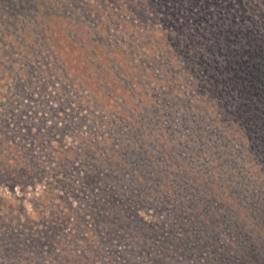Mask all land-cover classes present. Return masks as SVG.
<instances>
[{
	"label": "trees",
	"instance_id": "obj_1",
	"mask_svg": "<svg viewBox=\"0 0 264 264\" xmlns=\"http://www.w3.org/2000/svg\"><path fill=\"white\" fill-rule=\"evenodd\" d=\"M15 1L20 5L21 0ZM108 2L111 3L110 0H65L58 7L62 11L84 8L89 17L94 13L103 17L111 14ZM114 2L115 12L124 32L131 34V41L126 51L116 43L114 48L108 47L109 54L115 49L120 53V61L99 62L89 58L101 47L100 39H93L99 33L97 28L90 29L81 20L51 15V21L41 25L44 30L56 28L57 48L47 33L25 24L19 18V11H6L11 2L0 0V186L5 184L14 189L40 183L44 193H51L46 188L53 184L59 188L57 180L66 178L65 168L71 167L70 171L79 174L89 172L86 167L83 170L80 164L75 165L77 159L81 161V156L90 152L79 147L86 141L80 137L81 126L89 123L82 110L91 114L99 106L107 118L114 117V108L126 107L128 99L138 106L143 97L160 120L162 106L154 103L147 92L140 91L139 84L149 80L162 95L164 106L182 108L184 114L177 124L186 120L187 110L194 103L197 112L193 122L197 133L190 135L202 146L210 142L209 153L218 156L221 162L226 160L219 156L229 157L235 151L234 138L241 141L237 144L240 148L244 147L241 153H248V147L253 153L251 181L240 174L244 183H237L235 174L228 178L214 169L208 171L212 173L210 180L201 171V178L195 177L188 184H184L187 180L182 177L181 186L186 187V192H201L205 210L212 203L218 207L212 205L216 208L212 216L204 211L199 222L183 225L184 218L183 233H173L175 225L172 224L168 234L176 242L175 247L193 264H264V0ZM107 22L103 24L104 30ZM61 38L66 45L59 42ZM76 42H79L77 49L72 47ZM76 50H81L82 59L70 58V52ZM63 52L67 55L60 58ZM111 66L125 71L135 81L138 91L115 94L117 91L110 86L116 85V81L107 72ZM73 70L78 78L71 75ZM182 83L187 88L185 91L180 86ZM167 92L172 94L173 101H167ZM205 105L218 116L222 108L228 122L213 129L204 126L206 120L214 122L216 118L199 113L204 112ZM127 110L133 113L134 107ZM164 136L171 138L165 131L157 133L158 138ZM221 146L225 149H220ZM201 156L211 160L205 151ZM155 172L157 177L163 173L168 177L158 165ZM255 179L260 182L259 190L249 191L248 186L253 181L254 187ZM156 181L150 183L151 190L157 189L161 182ZM169 187L167 183V193ZM161 195L166 201L167 196ZM58 197L59 193L54 195ZM248 198L252 203L249 209ZM222 203H237L239 209L234 212L231 206ZM6 208L11 209L10 206L0 208V221L5 222L3 226L0 222V264H81L85 261L83 253H74L71 237L54 231V222L30 225L24 217L12 222ZM227 209L235 216L234 229L225 228ZM131 213L145 228L155 230L164 224V220L144 221L137 208ZM208 223L213 225L211 229ZM9 234L12 239L4 238ZM221 234L227 238L222 240ZM165 238V243L170 244L171 240ZM84 252L87 256L89 252L97 253L94 249ZM133 252L128 249L121 257L125 264L139 262ZM168 255L176 253L172 251ZM96 261L100 264L97 258Z\"/></svg>",
	"mask_w": 264,
	"mask_h": 264
},
{
	"label": "rangeland",
	"instance_id": "obj_2",
	"mask_svg": "<svg viewBox=\"0 0 264 264\" xmlns=\"http://www.w3.org/2000/svg\"><path fill=\"white\" fill-rule=\"evenodd\" d=\"M8 1L11 4L9 8H6V11H19V18L25 24L37 26L39 31L47 33L57 48L59 45L56 42V37L59 34L55 32L56 28L51 27L44 30L43 25L48 20L51 21V15L58 14L66 19L81 20L90 29L93 27L98 29L99 33H95L93 39L99 38L101 47L96 48V54L89 56L90 59L94 58L99 62L107 59L120 61L122 57L120 53L115 49L112 54H109L108 47L111 45L112 49L116 43L122 50L129 49L131 34L124 32L119 14L115 12L117 4L114 0H110L111 3L108 2L111 14L103 17L94 12L89 17L84 8L76 9V11L65 8L63 12L58 7V3L65 0H21L20 5H17L15 0ZM128 15L133 16L132 14ZM104 22L108 24L105 30L103 29ZM138 22L140 21L138 20ZM59 42L66 45L65 42H62V38ZM77 46H79V42L73 44L72 47L77 49ZM80 53L81 50L71 51L69 56L72 60L82 59L79 57ZM64 55L66 56L67 53L63 52L60 58H63ZM107 72L116 81V85L110 86L117 91L115 94L138 91L135 81L127 77L125 71H122L119 66H111ZM75 73L74 70L71 71V75L78 78ZM156 73L158 74L160 71ZM139 85H141L139 86L141 92H147L153 102L155 101L154 103L162 106L160 120L156 117L159 114L153 113L154 110L150 105L144 103L143 97L138 106L128 99L126 107L114 108L116 112L114 117L109 115L107 118L104 110L99 106L91 110V114L82 110V114L86 115L89 123L86 122L81 126L80 137L85 138L86 141L79 147L82 148V151L87 149L90 152L81 156V161L77 159L75 165L80 164L83 170L86 167L89 172L79 174L77 171H70L71 167L65 168L63 172L66 178L58 177L57 180L59 188L56 189L54 184L46 188L51 193H44V187L40 183L17 186L14 189L7 188L5 184L0 186V208L11 207L6 210L11 216L12 222L22 217L25 218V221L29 220L30 225L35 222L36 226L54 222L56 224L55 232L65 237H71L72 247H75L74 253H83L85 256V261H82L81 264H97L96 258L100 264H125L121 257L128 249L134 251V259L139 261L137 264H193L190 262L191 260L184 258L185 254L178 246L175 247L176 242L172 240L168 232L173 224L175 225L172 229L173 233H183L181 221L184 218L186 221L183 225L189 222H199L198 219L202 218L200 216L204 214V211H206V215L211 214L212 216L218 206L212 203L207 205L205 210L201 192L199 190L186 192V187L181 186L182 177L187 180L184 184H188L193 182L195 177L200 179L201 172H203L210 180L212 173L208 174V171L212 172L214 169L215 172H221L228 178L229 175L235 174L238 179L234 177V180L237 183L239 181L244 183L240 174L248 177L250 181L254 178L250 175V172L254 171L253 161H251L253 153L249 147L248 153H241L240 150L244 147L240 148L237 145L241 142L238 138H234L236 140L235 151L231 156H219L226 160V162H221L217 158L218 156L209 153L207 148H209L210 142L208 145L204 143L202 146L196 137L190 135L197 133L193 122L196 116L195 112H197L193 106L194 103L187 110L186 120L177 124L184 114L182 108L177 105L170 108V104L164 106L163 97L157 93L158 90L155 89L154 82L148 80ZM180 86L184 91L187 89L184 83ZM166 99L167 101L174 100L172 94L168 92ZM132 106L134 107L133 113L132 110L130 112L127 110ZM205 106L204 112L199 113L206 114L210 118L220 119L217 121L214 118V122L206 120L204 126L213 129L215 125H224L223 123L228 122L222 108L219 110L218 116L213 109ZM110 120H113L115 124ZM164 131L166 134H171V138L157 137V133L162 134ZM60 132L61 129H59V134ZM67 133L71 135L72 132L68 131ZM213 139L216 141L217 138L213 136ZM188 146H191L192 149H188ZM220 149H225V146H221ZM202 151H205L211 160L206 161L205 157L201 156ZM155 165L168 173V177L165 173L159 174L160 176L157 177L158 172H155ZM155 179L161 181L158 185L164 187L157 185V189L151 190L150 183ZM166 182L171 185L168 193L165 188ZM254 184L253 187L252 181L248 186L249 191L259 190L258 179H255ZM58 193V199L54 198V195ZM161 194L167 196L166 201L161 199ZM247 202L249 209L252 203L249 198ZM53 203L55 204L53 205ZM222 204L231 206L234 212L239 209L237 203ZM244 204L246 205V203ZM212 205L216 208H213ZM136 208L144 221L157 223L159 220H164L163 226L155 230L143 227L142 223L131 216V212ZM222 211L224 210L222 209ZM225 212L228 214L225 228L234 229L237 226L234 214L230 209ZM206 215H204L205 218ZM0 222L2 226L5 224L4 221ZM248 223H250L249 217ZM208 224L211 229L213 225ZM184 235H187V232ZM166 236L171 240L170 244L165 243ZM219 236L222 240L227 238L225 234ZM4 238L12 239L10 234ZM90 249H94V252L97 253L89 252L87 256L84 250L89 251ZM172 251H175L176 255L169 256L168 254Z\"/></svg>",
	"mask_w": 264,
	"mask_h": 264
}]
</instances>
